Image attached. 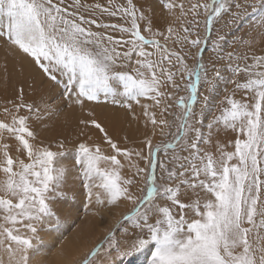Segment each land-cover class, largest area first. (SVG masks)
Returning <instances> with one entry per match:
<instances>
[{"label":"snow or ice","instance_id":"obj_1","mask_svg":"<svg viewBox=\"0 0 264 264\" xmlns=\"http://www.w3.org/2000/svg\"><path fill=\"white\" fill-rule=\"evenodd\" d=\"M249 6L0 0V43L30 60L42 87L0 109V264H43L41 234L60 230L57 205L77 190L86 210H127L76 264L146 250L148 264H264V49L252 36L264 0L248 39L233 34ZM62 105L88 117L77 138L41 139L36 126ZM100 105L144 131L114 138Z\"/></svg>","mask_w":264,"mask_h":264},{"label":"bare ground","instance_id":"obj_2","mask_svg":"<svg viewBox=\"0 0 264 264\" xmlns=\"http://www.w3.org/2000/svg\"><path fill=\"white\" fill-rule=\"evenodd\" d=\"M221 23L223 24V21ZM260 31H264V29H257L256 31L257 35ZM258 47L259 49L257 50V52L260 49H264V43L260 41ZM3 51L6 53L5 50H1V55H4ZM5 56L6 59H4V61L7 64L6 66L7 71L5 67H3L0 70V99L5 103L6 101L9 100H15L17 96L16 93H18V89L22 87L26 100H29V97L38 100L39 97L42 95V87H41L39 73H37V70L34 68V66L27 65L28 64L27 58L22 55H19L18 53L17 54L14 53L13 55H11L12 57L6 53ZM16 78L18 79L17 80L18 86L14 85ZM11 85L16 86L17 89H14L13 87H11ZM12 88L13 90H11ZM56 103L57 104L60 103L59 98H57ZM137 108H138L137 113H139L141 110L139 106ZM98 109L97 107L95 108L96 117H100L97 116ZM101 110H102L101 114H103L102 112H105V109L104 110L101 109ZM106 110L108 109L106 108ZM64 112L66 111L64 110ZM64 112H62L56 119L46 118L44 124L48 125L47 129H45L43 125L40 124L36 126V130L38 132L40 133L43 132L40 135L41 139H54V138L65 137L68 141H72L77 138V134L81 130V126L79 125L78 121L80 119H87L88 117L86 113L81 112L79 108H72L69 111V113H64ZM107 112L109 111H106V113ZM106 115L108 118V116H110V113L109 115L108 114ZM106 115L104 118H106ZM64 117L68 120V123L65 122V125H67V127L70 126L69 130L73 129V132H64ZM98 120L101 119L98 118ZM108 128L110 129L109 133L111 135H114L118 140L122 139L123 137V134L120 132H126L131 139H138L139 133L144 131L142 124L138 127L136 125V122L131 121L130 117L123 109L119 110L118 114H116L115 111L112 112V115L110 116L109 119ZM88 131L95 138L94 130L89 129ZM157 139H159V137H157ZM62 206L63 205H60L61 209ZM126 209H127V205L123 206L121 211H117L112 214V212H110L108 208H104L101 210L96 207H92V210L95 211L93 215L86 217L85 220L83 221V224L75 228L70 234V236L67 237L66 239H64V237L62 239L60 235L56 233V231L55 233H52L54 231L52 232L50 231L49 233V230L45 229V232L41 234L44 243L42 245L38 243V247L40 250V257L42 256L41 250H45V254H46V257L41 258L43 264H76V261L82 258L83 254L89 248H91L92 245L97 240H99L100 237L105 235V230L110 228L115 222V220L118 218V216ZM97 212H99V214H95ZM110 213L113 216L110 217L108 226L105 229L98 230V225L95 226V220L97 218L99 219L101 216H105V215L110 216L111 215ZM61 214L63 215L62 212ZM119 233H120L119 237L121 238L123 236V232H119ZM127 239H131V237L129 236L127 237ZM146 253H148L150 257V252L146 250L143 253H137V255L135 256L136 260H133V263H129V264H148V261L145 262L144 260ZM149 259L150 258H147V260Z\"/></svg>","mask_w":264,"mask_h":264},{"label":"rangeland","instance_id":"obj_3","mask_svg":"<svg viewBox=\"0 0 264 264\" xmlns=\"http://www.w3.org/2000/svg\"><path fill=\"white\" fill-rule=\"evenodd\" d=\"M152 2L155 4V0H152ZM259 2H260V0H248V3H249V7H248V9H247V12H248V14L246 15V16H244V17H242L240 20H238L237 21V24L236 25H234L233 26V28H234V32H233V34L236 36V37H240V36H244V38L245 39H248V33H249V31H250V26H254V24H255V22L258 20V18H259V16H260V12H259V10H258V5H259ZM253 4H255L256 6H257V11H255V12H253V9H252V7H251V5H253ZM155 7H156V11L159 13V12H161V8H160V6L158 5V4H156L155 5ZM227 30V29H226ZM256 31H257V29H255ZM252 31V36L253 37H255V40L256 41H258V43H256V44H254V50L255 51H257L258 49H259V47H258V44L260 43V41H262V43H264V40H263V38L264 37H262V36H260L259 34L257 35V32L256 31ZM244 34V35H243ZM257 37V38H256ZM230 39H231V35H230V37H229ZM258 48H257V47ZM3 47H4V49H3ZM237 47H238V45H237ZM256 48V49H255ZM1 50H5L6 51V53L7 54H9L10 56L11 55H13L14 53H16V52H14V51H12L11 49H8L6 46H4L2 43H0V70L3 68V67H5L6 68V66H7V64H6V62L4 61V59H6L5 57V52L3 51V54L4 55H1ZM261 50V49H260ZM259 50V51H260ZM259 51L257 52L258 54H259ZM17 54V53H16ZM206 55H207V53H206ZM3 57V58H2ZM12 57V56H11ZM27 61H28V64L27 65H30V66H33L31 63H29L30 62V60H28L27 59ZM2 62V63H1ZM189 63H191V61H189ZM6 71H7V68H6ZM38 73V72H37ZM9 77V76H8ZM17 78L15 79V82H14V85H16V86H18L17 85ZM14 85H11V87H13L14 89H17L16 88V86H14ZM20 87H21V85H20ZM13 88L11 89V90H13ZM40 88V87H39ZM16 94H18V93H16ZM183 94V93H182ZM29 100H34L33 98H31V97H29ZM142 102H147V101H143L142 100ZM3 106H5V102H3L1 99H0V109H2L3 108ZM97 107V116H100V117H97V119L99 118V119H101L100 121H102L103 123H105L106 125V127L108 128V123H109V119H110V116L112 115V112L113 111H115V113L116 114H118L119 113V110H122V109H118V108H116V109H113V108H111V107H104V106H102V105H100V106H96ZM95 107V108H96ZM104 107V108H103ZM136 107V108H135ZM138 106H135L134 105V108H135V110H137V112H138V108H137ZM106 108L108 109V110H106ZM101 109H105V112H102L103 114H101ZM64 110L66 111V112H64ZM71 109L70 108H68L66 105H62L61 106V108L59 109V111H58V114H56V115H52L51 117H50V119H56L62 112H64V113H69V111H70ZM61 111V112H60ZM100 111V112H99ZM106 111H109V112H107L106 113ZM112 111V112H111ZM95 113H96V110H95ZM109 113H110V116H108V118H107V115L106 114H108L109 115ZM114 114V113H113ZM120 114H122V113H120ZM105 115H106V118H104L105 117ZM108 120V121H106V120ZM65 122H67L68 123V120L64 117V132H73V129H71V130H69L70 128V126L69 127H67V125H65ZM108 130H109V132H110V129L108 128ZM43 132H41L40 133V135L42 134ZM120 133H122L123 134V136L125 135V134H127L126 132H120ZM120 133H119V136H120ZM98 135H97V133H95V137H97ZM114 138H116L114 135H112ZM64 139H66L65 137H64ZM117 139V138H116ZM67 140V139H66ZM104 147L106 148L107 146L106 145H104ZM79 186L77 185V188H78ZM72 194H70V196H71ZM85 203H86V200H84V198H83V196H81V194H80V191L79 190H77V192L75 193V198H70L69 199V201L67 202V203H65V204H63V206H62V209H61V207H60V205H57V207H58V209L60 210V212H62L63 213V215H62V218H63V223H62V225L60 226V230H55L54 228H48V230H49V233H50V231L52 232V231H54V232H52V233H55V231H56V233L57 234H59L60 235V237L63 239V237H64V239H66L67 237H69L70 236V234L72 233V231L75 229V228H77L79 225H81V224H83V221L85 220V218L86 217H89V216H92L93 215V213L95 212L94 210H92V207L90 206L87 210H85L84 208V205H85ZM84 204V205H83ZM126 204H122L120 207H118V208H113L110 212H112V214L113 213H115V212H117V211H121L122 210V208H123V206H125ZM60 207V208H59ZM82 208V209H81ZM127 210V209H126ZM125 210V211H126ZM124 212V211H123ZM111 214V213H110ZM110 215V216H108V215H105V216H101L99 219L97 218L96 220H95V226H97L98 225V230H101V229H105L107 226H108V224H109V220H110V217H112L113 215ZM118 218H119V216H118ZM117 218V219H118ZM119 232H124V229L123 228H120L118 231H117V236L119 237V235H120V233ZM104 237V235L102 236V237H100L99 238V240H101L102 238ZM123 237V236H122ZM121 237V238H122ZM120 238V237H119ZM99 240H97V241H99ZM96 241V242H97ZM95 242V243H96ZM38 243H40V245H42L43 243H44V240H43V238H41V240L38 242ZM94 243V244H95ZM41 258H44V257H46V254H45V250H41ZM137 255V254H136ZM135 255V256H136ZM150 258L149 257V254L148 253H146V255H145V258H144V260H145V262L146 261H148L147 260V258ZM133 260H136L135 259V257L133 258V257H128V258H126L123 262H122V264H129V263H133Z\"/></svg>","mask_w":264,"mask_h":264}]
</instances>
